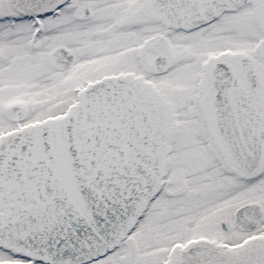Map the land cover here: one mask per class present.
I'll return each mask as SVG.
<instances>
[{
    "label": "snow or ice",
    "instance_id": "6c2138e0",
    "mask_svg": "<svg viewBox=\"0 0 264 264\" xmlns=\"http://www.w3.org/2000/svg\"><path fill=\"white\" fill-rule=\"evenodd\" d=\"M0 264H264V0H0Z\"/></svg>",
    "mask_w": 264,
    "mask_h": 264
}]
</instances>
